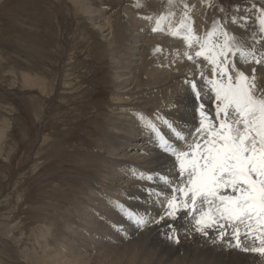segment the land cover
Here are the masks:
<instances>
[{
  "label": "rangeland",
  "instance_id": "rangeland-1",
  "mask_svg": "<svg viewBox=\"0 0 264 264\" xmlns=\"http://www.w3.org/2000/svg\"><path fill=\"white\" fill-rule=\"evenodd\" d=\"M153 1L156 0H0V264H53L50 255L58 249L67 254L78 247L71 248L66 240L72 236L73 228L79 231L76 227L81 217L75 206L87 201L90 186L108 197H113L110 187L126 190L125 177L116 180L115 175L107 178L102 175L104 163L115 159L106 146L120 141L115 138L118 132L129 137L133 128H137L135 119L127 117L131 113L119 116L121 111L112 106L116 103L115 96L121 92L115 69L123 68L128 74L123 79L130 78L125 86L132 89L130 82L144 48L152 51L153 47L152 52L159 56V59L155 57L156 62L166 51L157 46L161 50L156 52L157 43L152 44L160 31L161 34L176 32L184 21L185 29L191 27L197 37H203L213 21H219L228 33L235 35L230 22L239 18V12L249 17L253 14L257 15L254 31L249 37L246 32L241 37L249 47L263 52L264 33L258 28V18L264 9V0H171V3L165 0L168 8L165 12L160 10L159 2ZM85 3H92L99 14L85 13ZM136 3L139 9L135 14L139 18L129 12ZM161 16L165 18L160 20L163 26L153 31ZM120 22L123 26L115 31ZM112 28L117 34H111ZM185 29H180L177 37ZM131 33L139 36L135 43H131ZM185 47L192 53L199 50L195 45ZM124 49H128V54ZM244 65L237 61L240 70ZM128 67L131 70L134 67L133 73ZM27 75H36V84L25 83ZM182 76L176 75L171 81L174 95L181 82H186ZM142 79L146 82L148 76L143 73ZM191 81L198 83L201 78L192 74L188 82ZM153 87L146 84L139 92L130 91L126 100L133 101L134 94L144 104L154 98L152 90L159 88ZM172 88L166 98L160 95L162 104L168 96H174L170 93ZM124 90V93L128 91ZM117 123L123 130L113 128ZM105 131L116 136L109 140ZM139 140H135L129 157L122 162L142 164L144 148L133 147ZM102 195L96 194L97 198ZM90 250L88 255H92V260L88 264H95L92 261L97 250ZM66 260L61 264H71Z\"/></svg>",
  "mask_w": 264,
  "mask_h": 264
},
{
  "label": "bare ground",
  "instance_id": "bare-ground-1",
  "mask_svg": "<svg viewBox=\"0 0 264 264\" xmlns=\"http://www.w3.org/2000/svg\"><path fill=\"white\" fill-rule=\"evenodd\" d=\"M157 2L161 4L160 10L162 12L168 10V8H166L167 1H153L154 4ZM138 3L132 4V8L129 9L130 14L135 15L137 18H139V15L135 13H137V10L139 9ZM201 8L203 9V7ZM83 11L90 15L99 14V11L94 9L92 3H85V5H83ZM184 11L183 15L187 14L186 9ZM239 14V18H236V20L234 19L235 23L233 20L230 22V28L238 39L241 37V34L243 36L244 32L247 34L246 37H249L252 34L251 32L254 31L256 26L255 23L257 24V22H255L257 15L253 16V14H251L249 17L240 12ZM241 14L248 18L247 22L242 19L243 16H241ZM199 18L201 17L199 16ZM138 21L140 22V20ZM250 21H252V23H249ZM122 23L123 22L119 23L115 31L123 26ZM153 24H155L154 21ZM161 25L162 24H160V26ZM131 32L134 31L132 30ZM167 32L169 33V31ZM167 32L161 34L162 32L160 31V35H158L157 39L152 40V44L157 43L154 45V48L157 49L160 47L164 49V51L166 50L163 52V55H160L161 59L159 62L155 61V57L158 53L156 54L152 52L154 51L153 47L152 51L146 49V47L144 48V51L141 52L142 57L139 60L140 64L136 66L137 69H135L133 79H131L130 82V84H133L132 89H129V86H125L126 83L130 81V78L127 77L129 79H123L128 75L123 72V68L119 66L115 69V72L117 70L115 76L117 77V81L120 82L118 85L121 92L119 91L115 96L116 103H113L112 106H117L116 110L121 111V113L118 112L119 116H126L131 113V115L127 117L135 119L137 122V128H133L129 137L120 136V132H118L116 136L113 132L105 131L109 140L116 136L115 138H118L120 141L111 143L109 147L105 144L110 155L115 157V159H109L104 163L103 169L105 171H103L102 175L105 178L115 175L116 180L122 176L125 177L128 181L126 185L127 188L126 190H121L120 187H110V193L116 198L114 199L107 195L103 196L99 191L94 190L93 186H90V194L85 197L87 198V201H83L77 207L75 206V208H77L76 210L79 219L81 217L79 220L80 223L78 224L79 226L76 227L79 231L76 232L73 228V232L71 231L73 233L72 236L67 237L66 240V244L68 243L71 248L75 246L78 247L76 250L67 254L58 249L57 253L50 255L53 264H61L65 259L71 264H88L89 261L92 260V255H88V250L91 248H93L94 251L97 250L92 261V263L94 262L95 264H264V259L262 260L258 255L240 251L235 247H230L228 245L230 235H226L223 240L219 239V229H208V235L206 236L196 232L191 217L186 216L183 210L177 214L176 219H172L167 215L168 209L166 202L167 199L171 198V195L166 194L171 193V186H174V184L170 186L164 178H170L174 182L178 175V166H174V157L171 155V152L165 151L164 139H166L172 147H175L177 140L175 135L176 130H182V133L187 135L188 132L197 126L200 119L199 104L201 99L205 104L204 111L209 113L210 117L215 116L214 102L210 98H205L203 96L201 99H198L188 82L192 74L200 77V73L204 72L206 76H210L209 66L202 58H196L192 51L189 52L187 47H185L186 44H184V46L182 45L184 40L180 38L181 35L180 37H177V35H172L173 31L171 34H166ZM115 33L116 32H114L112 28L111 34ZM138 37L139 36L134 35V33L133 35L131 33V43H135V40ZM242 38L243 37H241V39ZM127 42H129V40ZM262 49L263 52L261 51V53L260 51H256L260 56H264V37L262 41ZM126 50L124 49V53L128 54ZM146 50L148 51L146 52ZM83 51L84 49L80 52ZM112 53L114 54L115 51ZM187 55H193L194 59L190 61L187 58ZM132 56L134 55H131V57ZM74 58L76 59V56H74ZM151 59H154V62L153 60L151 62ZM253 67L256 68L255 75L257 76L258 81H264V67H261L259 64L245 63L244 68L241 70L245 71L246 75H252L251 69ZM127 69L130 68L128 67ZM132 70L131 73H133ZM143 73L148 76L146 82H143ZM176 75H183L182 77L186 82H184V80L178 82H181L182 84H180L182 86L179 91L178 89L176 90L177 93L174 95L172 79ZM161 76H165V78L160 79ZM36 81V75H29L27 82L25 83L36 84ZM166 82H168V84ZM145 83L147 84V87L159 86V88L153 87L152 94L150 93L151 95H154V98L151 97L152 100L150 98L149 100L148 98H145V100H148L149 102L143 100L145 103L140 104L139 97L136 98L134 94L131 95L134 98H131L133 101L130 102L126 100V96L128 97V95H130V91H138V89L143 90V88L146 87ZM162 83L164 85L163 87L161 86ZM201 83L202 81L198 82V86ZM171 88L172 91L170 93L174 96H171V98L168 96V100H162L165 102L162 104L160 101V95L163 98L162 94H164V98H166V94ZM122 89L128 91L124 93ZM163 89H165V91ZM131 96H129V98ZM159 102L162 104L161 106L159 105ZM150 106L152 108H150ZM155 109H157V111ZM123 111H125V114H122ZM120 123L112 125L113 128L118 131L123 130V128L119 126L121 125ZM149 124L155 125V131L148 126ZM125 129L128 130L129 128ZM137 139L140 140L133 145V147L135 146V150H137L138 147H141V149L144 148L146 152L142 164H136V162L133 163L132 161L130 162V160L128 162H122L123 158L129 157V149ZM97 144H101V142ZM181 144H183V141H181ZM140 161H142V159ZM114 172H117V174H113ZM119 180H122V178ZM124 183L126 184V182ZM104 187L105 186H103V188ZM101 192L103 194L106 193L104 190H101ZM97 193L102 196L97 198ZM173 195L178 194L173 193ZM118 199H120V201ZM80 200L81 199H79V201ZM96 204H98V208ZM99 206L101 208H99ZM128 213L144 217L146 223L137 226L133 221L128 219ZM161 217H163V219H161ZM74 223H72L71 226H73ZM169 225H171V227H169ZM230 232L231 230L229 229V233ZM75 236L77 237L76 239ZM169 237L172 238L170 239ZM177 239L179 240L178 243L176 242ZM102 243L104 244V247L99 246L102 245ZM103 248L104 252L102 251V253H100ZM223 250L228 252H219ZM225 254L226 257H224Z\"/></svg>",
  "mask_w": 264,
  "mask_h": 264
},
{
  "label": "snow or ice",
  "instance_id": "snow-or-ice-1",
  "mask_svg": "<svg viewBox=\"0 0 264 264\" xmlns=\"http://www.w3.org/2000/svg\"><path fill=\"white\" fill-rule=\"evenodd\" d=\"M260 11L258 26L264 33V9ZM163 19L156 21L153 31ZM242 19L247 22L248 18ZM180 29H185L184 21L173 35ZM180 38L189 48L198 46L194 56L210 68V76L200 73L199 86L196 81L190 86L198 99L203 96L214 102L215 116L204 111L201 99L197 126L187 135L176 130L175 147L164 139L165 151L171 152L178 166L174 182L164 178L170 186L174 184L166 194L171 195L167 215L176 219L183 210L201 235L219 229V239L230 235V247L264 258V81H258L255 67L252 75H246L237 66L242 61L264 67V56L230 35L219 21H213L203 37L187 27ZM187 58L194 59L193 55ZM148 126L155 131V125ZM127 215L137 226L146 223L142 216Z\"/></svg>",
  "mask_w": 264,
  "mask_h": 264
}]
</instances>
